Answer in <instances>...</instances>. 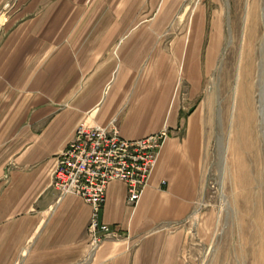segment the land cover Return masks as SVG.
<instances>
[{
	"label": "crops",
	"instance_id": "1",
	"mask_svg": "<svg viewBox=\"0 0 264 264\" xmlns=\"http://www.w3.org/2000/svg\"><path fill=\"white\" fill-rule=\"evenodd\" d=\"M125 3L131 10L113 11V0H0V264H183L177 228L201 180L193 136L171 135L184 116L176 92L184 42L169 49L160 24L131 26L143 0ZM196 40L192 27L191 49ZM83 123L114 125L128 141L169 131L135 204L123 183L108 184L100 222L121 237L92 259L90 207L52 188L58 157Z\"/></svg>",
	"mask_w": 264,
	"mask_h": 264
},
{
	"label": "rangeland",
	"instance_id": "2",
	"mask_svg": "<svg viewBox=\"0 0 264 264\" xmlns=\"http://www.w3.org/2000/svg\"><path fill=\"white\" fill-rule=\"evenodd\" d=\"M113 1V11H128L133 5L125 3L126 0ZM151 2L152 0H143V3L134 5L136 20L131 26L150 27L160 24L167 33L163 38H166L169 49L174 41L177 43L181 39L184 42V62L178 69L176 90L184 116L181 129L171 135H175L180 141H187L193 136L200 168L199 200L189 218L177 228L183 231L185 237L180 260L183 264H255L254 254L262 252L264 247L258 237V226L256 224L255 228L254 225L257 213L253 194L257 195L258 201H264V185L260 190L253 189V199L250 200L244 188L235 189L229 156L234 137L232 117L239 71V50L235 54V60L230 57V52L235 46V30L238 32V49L244 40L249 0H243L240 15L237 13V0ZM13 6L15 10V5ZM165 16L169 17L168 20H164ZM192 27L194 30L197 27V40L192 46L191 62L192 49L187 43ZM259 32L261 39L264 34L262 22ZM216 34L219 42L210 62L209 53L215 49ZM7 38L8 43H14L17 39L14 35H8ZM260 43L261 41L256 46L259 60ZM14 53L16 52H7L9 55ZM29 60L25 57V63ZM229 68L232 72L230 77H226ZM226 85L229 89H226ZM227 96L230 108L225 120L223 102ZM260 156L263 165L260 169H263L264 174L262 143Z\"/></svg>",
	"mask_w": 264,
	"mask_h": 264
},
{
	"label": "built area",
	"instance_id": "3",
	"mask_svg": "<svg viewBox=\"0 0 264 264\" xmlns=\"http://www.w3.org/2000/svg\"><path fill=\"white\" fill-rule=\"evenodd\" d=\"M169 137L168 129L138 141L119 136L113 125L109 129L85 123L76 129L73 141L59 155L52 188L58 198L75 196L91 209L87 229V258L92 259L102 245L118 240L121 230L100 222L110 182L127 187L128 203L135 204L147 186L158 154Z\"/></svg>",
	"mask_w": 264,
	"mask_h": 264
},
{
	"label": "bare ground",
	"instance_id": "4",
	"mask_svg": "<svg viewBox=\"0 0 264 264\" xmlns=\"http://www.w3.org/2000/svg\"><path fill=\"white\" fill-rule=\"evenodd\" d=\"M242 2L243 0H237L238 15L242 12ZM245 21L244 40L238 49V32L235 30L233 36L235 46L230 52V57L235 60V54L239 50V71L234 93L235 108L232 117L234 137L229 156L232 168L231 174L235 179L234 188L237 190L244 188L249 200L253 197L256 200L257 214L255 219L257 221H253L255 228L258 226V237L262 241V247H264V201H258L257 195L254 196L253 194L252 197L253 189L258 188L260 190L264 185L263 169H260L263 166L260 156L261 143L264 146V34L261 39L259 34L260 22L264 24V0L262 2L260 0H249ZM259 41H261V47L259 48L260 60L256 49ZM217 42L219 41L216 34L215 49L213 48L209 53L210 58L208 60L210 62H212V54H215L217 50ZM228 70V72L226 71V77H230L232 72L230 68ZM227 84L229 85V83ZM226 89H229L227 85ZM223 95L225 94L223 93ZM228 96L223 102L225 120L228 117L230 108ZM254 259L255 264H264V249L257 255L254 254Z\"/></svg>",
	"mask_w": 264,
	"mask_h": 264
}]
</instances>
